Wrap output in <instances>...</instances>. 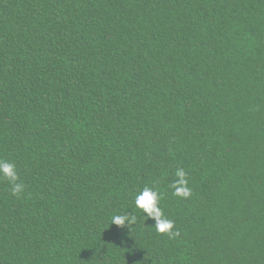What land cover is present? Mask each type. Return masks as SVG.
<instances>
[{
  "label": "trees",
  "instance_id": "16d2710c",
  "mask_svg": "<svg viewBox=\"0 0 264 264\" xmlns=\"http://www.w3.org/2000/svg\"><path fill=\"white\" fill-rule=\"evenodd\" d=\"M0 159V264H264V0H0Z\"/></svg>",
  "mask_w": 264,
  "mask_h": 264
},
{
  "label": "clouds",
  "instance_id": "9594fccd",
  "mask_svg": "<svg viewBox=\"0 0 264 264\" xmlns=\"http://www.w3.org/2000/svg\"><path fill=\"white\" fill-rule=\"evenodd\" d=\"M175 175L178 179L173 183L172 187L175 189L174 195L180 197H188L191 194L190 188L187 186L186 172L183 169H177ZM0 176L6 178L11 184V191L14 195L19 194L23 190V185L17 183L19 176L14 163L0 159ZM161 199L158 191L152 187L145 186L135 197L136 208L143 211L147 220L149 218L155 221V230L158 233H168L173 235L172 229L174 222L168 219L162 208L159 206ZM137 220L135 215L119 214L111 218V224L118 226L133 225ZM178 234V233H177Z\"/></svg>",
  "mask_w": 264,
  "mask_h": 264
}]
</instances>
